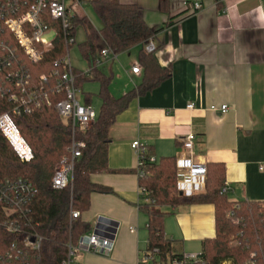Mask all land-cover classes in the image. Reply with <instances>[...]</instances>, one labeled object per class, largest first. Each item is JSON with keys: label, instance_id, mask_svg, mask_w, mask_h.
<instances>
[{"label": "crops", "instance_id": "crops-1", "mask_svg": "<svg viewBox=\"0 0 264 264\" xmlns=\"http://www.w3.org/2000/svg\"><path fill=\"white\" fill-rule=\"evenodd\" d=\"M84 2H69L71 13L87 16ZM121 2L138 5L145 22L157 30L151 38L154 55L167 75L134 98L110 128L111 171L95 173L91 180L112 192L92 193L81 219L90 225L85 234L94 231L100 217L117 223L114 247L110 255L79 250L76 259L83 264H138L148 246V216L139 208V158L131 146L136 139L157 161L165 156L180 161L188 156L183 139L194 133V161L224 166L229 200L264 201V0ZM195 3L202 8L195 10ZM143 46L118 53L101 66L112 80L114 96L143 82ZM134 65L139 72L132 71ZM190 103L193 108L187 107ZM223 104L229 106L224 114L210 109ZM183 181L184 194L205 190L199 180L191 183L184 175ZM164 210L169 212L165 233L183 253L201 252L203 241L216 235L213 204Z\"/></svg>", "mask_w": 264, "mask_h": 264}, {"label": "trees", "instance_id": "trees-1", "mask_svg": "<svg viewBox=\"0 0 264 264\" xmlns=\"http://www.w3.org/2000/svg\"><path fill=\"white\" fill-rule=\"evenodd\" d=\"M88 2L102 26L98 29L87 16L75 14L70 16L69 32L75 36L79 26L85 29L86 39L79 44V49L87 69L75 68L76 84L82 89L87 82H97L101 105L93 126L86 131H76V139L86 145L75 163L73 185L61 189L52 185L54 170L68 153L73 139L70 122L63 120L53 106L44 105L31 114L14 115L17 126L34 152V159L30 162H21L0 132V178L28 179L39 192L33 201L32 212L44 239L38 250L19 260L23 264H62L68 254V242L77 243L90 230V225L81 219V213L89 209L91 194L112 192L111 188L91 180L95 173L111 171L108 162L110 128L134 98L153 88L167 75L154 52L146 51L143 46L139 51V61L145 72L143 82L120 97L114 96L110 90L111 78L96 63L98 54L105 47L118 54L145 45L157 30L145 22L136 4H124L121 0ZM66 53L65 38L60 32L43 59L35 64L29 63L34 76L55 73L58 69L62 71L54 66V62ZM90 99V93L85 94L86 104H90ZM12 109L9 101L0 98V113ZM150 155L152 152L148 149L146 158ZM142 169L144 175L139 177V184L146 194L141 196L139 208L148 216V246L144 252L152 257V261L142 264H171L183 255L177 241L165 233V219L169 212L164 208L191 204H213L215 207L216 235L203 241V264L224 261L264 264V201L229 200L222 192L225 182L222 164L206 165L205 190L193 194L180 191L174 156H165L153 163L146 161ZM72 211H79L80 216L72 218ZM13 240L8 236L0 237V255L11 249Z\"/></svg>", "mask_w": 264, "mask_h": 264}, {"label": "built area", "instance_id": "built-area-1", "mask_svg": "<svg viewBox=\"0 0 264 264\" xmlns=\"http://www.w3.org/2000/svg\"><path fill=\"white\" fill-rule=\"evenodd\" d=\"M224 0H216L221 3ZM84 0H72V5H79ZM195 10L202 5L195 3ZM71 6L68 0H0V98L6 99L13 105L11 111L0 113V132L6 138L13 151L21 162L27 163L34 159L32 147L17 126L14 115L31 114L35 109L44 105L53 106L57 114L65 121L70 122L73 130V139L68 150L57 164L52 178L54 188L61 189L73 185L75 163L82 154L86 143L76 139V131H86L96 122L98 114L91 104L82 101V90L76 84L77 75L72 65L69 49L75 43V36L70 35ZM62 33L67 47L66 55L54 62L55 73L41 74L35 77L31 64L40 62L46 50L53 47L58 33ZM148 52H155L156 46L150 40L145 43ZM117 56L109 47H105L98 54L96 63L102 66ZM132 71H140L139 65H134ZM193 103L187 107L193 108ZM211 110L226 113L229 106L212 105ZM195 135L191 133L183 139V147L188 156L177 160L178 186L183 184L184 175L193 183L199 180L205 183L206 167L194 161ZM138 155V175H144L142 166L146 161L157 162L153 155L147 156L148 148L136 139L131 144ZM227 192V187L222 188ZM38 188L28 179L0 178V237L14 239L11 249L0 255V264H23L29 252L38 250L43 235L37 229L33 219L32 204L38 195ZM145 190L140 187V195ZM72 218L80 216L79 211L71 212ZM231 215H233L231 213ZM68 254L62 264H83L77 261L79 250L93 251L110 255L114 247V239L110 235L83 234L73 243L67 244ZM152 261V257L145 252L139 256L138 264ZM201 252L183 253L171 264H203ZM26 264H29L27 262ZM221 264H232L224 261Z\"/></svg>", "mask_w": 264, "mask_h": 264}, {"label": "rangeland", "instance_id": "rangeland-1", "mask_svg": "<svg viewBox=\"0 0 264 264\" xmlns=\"http://www.w3.org/2000/svg\"><path fill=\"white\" fill-rule=\"evenodd\" d=\"M68 2L72 3V0H68ZM84 8H85L84 13L88 16L92 24L96 28H100L102 26V22L88 1L84 2ZM85 39H86L85 29L82 26H79L75 34V43L69 49V56L73 67L82 71H85L87 69V64L84 58L82 57V54L79 49V44L84 42ZM111 84H112V80L110 82V86ZM99 89H100V85L97 82H93V81L85 83L81 89L83 92L81 97L82 101L85 103V94L90 93V97H91L90 104L95 109L97 114L99 113L100 104H101L100 98L98 96Z\"/></svg>", "mask_w": 264, "mask_h": 264}, {"label": "water", "instance_id": "water-1", "mask_svg": "<svg viewBox=\"0 0 264 264\" xmlns=\"http://www.w3.org/2000/svg\"><path fill=\"white\" fill-rule=\"evenodd\" d=\"M112 226H114V228ZM115 226H117V223L114 221L105 217H100L93 232L95 234H105L104 232H110V236L114 238L116 232Z\"/></svg>", "mask_w": 264, "mask_h": 264}]
</instances>
